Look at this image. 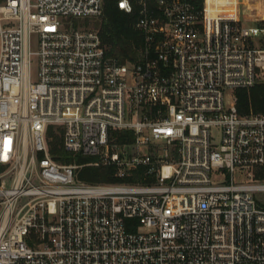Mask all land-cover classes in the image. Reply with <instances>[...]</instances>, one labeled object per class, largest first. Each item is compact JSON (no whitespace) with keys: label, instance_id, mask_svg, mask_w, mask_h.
<instances>
[{"label":"built area","instance_id":"2783aa9c","mask_svg":"<svg viewBox=\"0 0 264 264\" xmlns=\"http://www.w3.org/2000/svg\"><path fill=\"white\" fill-rule=\"evenodd\" d=\"M242 3L117 0L129 63L88 25L105 0H0V264H264V114L235 93L264 74V0L252 24ZM50 125L92 159H54Z\"/></svg>","mask_w":264,"mask_h":264},{"label":"trees","instance_id":"16d2710c","mask_svg":"<svg viewBox=\"0 0 264 264\" xmlns=\"http://www.w3.org/2000/svg\"><path fill=\"white\" fill-rule=\"evenodd\" d=\"M138 14L135 10L126 13L117 6V0H105L104 13L95 22V27L99 29L103 44L106 46L107 55L117 58L121 62H136L141 58L143 47V34L135 27ZM262 78V76H261ZM256 82L249 88H237L236 105L238 112L242 115L251 112L264 114V78ZM132 139V132L122 131L120 142ZM48 145L50 154L61 163L77 162L87 163L92 158L74 155L66 151L62 145V135L60 127L50 125L47 130ZM139 169L138 172H140ZM264 177V170L258 174ZM77 178L87 182H112L118 179L114 176L113 166H88L84 165L77 172ZM137 177L130 178L137 181Z\"/></svg>","mask_w":264,"mask_h":264},{"label":"rangeland","instance_id":"374dc122","mask_svg":"<svg viewBox=\"0 0 264 264\" xmlns=\"http://www.w3.org/2000/svg\"><path fill=\"white\" fill-rule=\"evenodd\" d=\"M263 0H243V3L241 4V10H242V16L245 18V21L244 23L246 24H252V23H255V19L256 17L259 16L260 13H262L263 11V3L261 2ZM100 18H94L92 19L88 25L91 26V27H95V22L97 20H99ZM209 28L210 29H213V25L210 23L209 24ZM37 69H38V59L34 56L32 58V73H33V77H36V72H37ZM262 78H264V74L261 75ZM261 78V79H262ZM231 90H226L225 92V103L226 104H229L230 102V94H231ZM213 133L214 134H218V131L217 130H213ZM78 172V170H77ZM119 181H121L119 179ZM260 181H264V180H260ZM257 195L260 197V198H264V193H257ZM22 202H23V199H22Z\"/></svg>","mask_w":264,"mask_h":264},{"label":"bare ground","instance_id":"6f19581e","mask_svg":"<svg viewBox=\"0 0 264 264\" xmlns=\"http://www.w3.org/2000/svg\"><path fill=\"white\" fill-rule=\"evenodd\" d=\"M262 2V1H261ZM263 9V8H262Z\"/></svg>","mask_w":264,"mask_h":264}]
</instances>
